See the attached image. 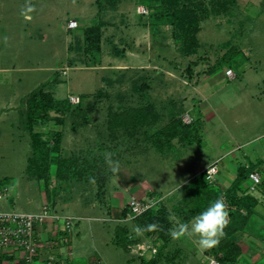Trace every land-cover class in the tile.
Here are the masks:
<instances>
[{"label": "rangeland", "instance_id": "rangeland-1", "mask_svg": "<svg viewBox=\"0 0 264 264\" xmlns=\"http://www.w3.org/2000/svg\"><path fill=\"white\" fill-rule=\"evenodd\" d=\"M221 1L160 0L167 12H200L198 47L184 54L178 49L174 24L153 13L152 0H32L36 11L30 20L20 15L25 0H0V186L12 188L9 196L0 197V211L40 212L43 196L39 183L44 181L53 211L89 216L73 217L72 229L66 233L61 228L53 231L55 220L51 218L43 223L48 238L62 244L60 251L54 252V264L61 259L66 264H139L140 255L134 245H129L130 251L135 252L130 255L109 240L114 222L94 217L116 213V207L98 203L97 184L89 182L95 174L92 155L100 148L101 140H108L103 124L108 105L117 108L136 104L137 100L142 104L149 102L158 114L159 126L174 114L182 119L185 111L193 117L184 142L176 135L157 145L151 137L150 141L125 134L116 141L118 147H113L112 152L113 159L120 162V171L136 175L145 188L148 183L156 188H150L151 194L148 191L131 196L121 189L125 196L121 207L135 197L151 203L154 199L156 202L151 205L158 206L169 189L181 183L183 186L191 174L203 169L225 148L236 149L235 136L263 131L264 99L257 95L258 88L264 85V0ZM139 5L147 12H139ZM70 19L77 21V26L68 28ZM99 20L105 22L100 27L99 49L88 51L85 28ZM126 67L130 68L128 73L119 72ZM227 67L232 68L234 78L226 76ZM145 81L148 87L133 88V82L139 85ZM41 84L61 101L75 95L88 103L94 92L104 90L89 112L91 124L73 129L68 110L52 107V119L61 117L65 122L49 121L37 126L48 146L54 143L51 130L62 131L61 152L69 159L90 149L91 159H86L87 170L83 171L88 174L86 178L83 174L65 180L55 176V167L49 164L47 178L39 181L30 168L31 135L24 127L22 115L28 95ZM208 108L215 111L210 118L206 116ZM111 176L112 186L124 188L116 174ZM215 181L211 182L213 186ZM101 185L105 198L112 186L109 182ZM161 204L170 207L172 203ZM182 238L187 257L176 264H203L199 257L209 262L208 258L214 256L198 245L195 253V248L188 249L186 236ZM54 248L57 246L53 251ZM43 263L35 258L32 264ZM255 264H264V253Z\"/></svg>", "mask_w": 264, "mask_h": 264}, {"label": "trees", "instance_id": "trees-1", "mask_svg": "<svg viewBox=\"0 0 264 264\" xmlns=\"http://www.w3.org/2000/svg\"><path fill=\"white\" fill-rule=\"evenodd\" d=\"M157 1H159L158 4ZM223 1L225 0L221 2ZM154 2L155 5H153ZM151 6L154 9L153 13H155L158 18L165 17L167 21L174 24L176 28V40H178V49L181 53H191L198 47L199 40L197 31L201 20L199 16L200 12L195 10L187 12L178 9H172V11L176 13L172 11L167 12L166 8L160 4V0H152ZM179 16L181 19L177 21ZM104 24L105 22L99 20L85 28V38L87 39L85 48L88 51L92 48L99 49L101 38L100 27ZM187 70H190V67H188ZM148 86L149 84L146 81L139 85L133 82V88L135 90L140 87ZM103 91L102 89H98L94 92L88 103H85L82 96H79V100L76 103H72L68 96L63 98L62 101L56 99L50 90L45 88L44 84L37 86L28 95L22 121L25 129L31 135L30 143L32 152L28 157L30 168L34 170V173H36L39 178L47 177L45 171H47L49 164L56 165L55 174L57 176L60 175V177H63L65 180L80 178L81 176L83 177V174H86L83 171L84 168L87 167L85 166L87 163L86 159H91L92 153L90 149H88L87 152L80 153V155L75 153L74 157L69 159L61 152L62 131L60 129L51 130L54 143L48 146V140L42 137L43 133L37 126L46 125L49 121H55L58 124L65 122L61 117H58L57 120L52 119L54 118L51 116L50 112L52 107L55 109L58 108V110H62V108L68 110V113L71 115L70 126H74L73 129L91 124L89 112L94 110L95 103L99 101L104 94ZM107 109L103 124L108 133V140H101L99 144L100 148H98L99 152H95L94 155H92L96 169L92 177L95 178L97 185L111 174L106 169L103 153L106 149L112 152L113 147L117 145L116 141L121 139L123 134L129 135V137L146 138L148 140H150L151 137L153 142L157 145L164 144L176 135L179 136L181 142H184L185 137L187 138L188 136V127L193 121L192 118L190 122H184L180 116L174 114L175 116L172 115L169 121L159 126L157 124L160 122V119L156 117L158 114L154 112L152 104L149 102L142 104L139 100L136 101V104H122L117 108L108 105ZM114 139L115 141L113 142ZM97 165H99V167ZM32 169H30V171L33 172ZM249 171V169L243 166L240 167L234 182L225 190L220 189L216 185L213 186V183L208 182L205 178V171H202L186 186L182 198L172 208H168L166 205L159 202L158 204L160 205L157 206V204H155L144 212L131 216L135 224L141 227L153 222H158L161 226L159 231H149L143 234L149 237L150 242L154 243L156 251L152 253L149 249L144 254H139L140 256H137L139 264H157L159 261L168 264H176L179 263V260L187 257L186 251L182 246L178 247L176 245H171L172 237L169 235V229L174 227V222L170 217L175 216L182 222H189L194 216L204 211L211 202L215 201L220 196H223L227 205L229 223L224 230L225 236L219 241V244L210 249H206V252L218 258L220 264H237L239 262L241 248L234 242L230 235L235 230L237 231L244 227L257 201V198L250 193L238 195V189L242 181L244 179H249ZM87 175L88 174L85 175V178ZM260 183H262L263 186L264 179ZM151 193L152 191H149L148 194ZM241 208H244L245 212H242ZM121 214L123 216H128L126 207L122 209ZM139 240L140 235L134 233L126 224L116 226L113 238L114 243L128 249L130 244H134ZM4 259L10 260L11 262H9V264H27L24 259H17L14 253L0 251V264H6ZM199 259H202L203 264H208V261L202 256L199 257Z\"/></svg>", "mask_w": 264, "mask_h": 264}, {"label": "crops", "instance_id": "crops-1", "mask_svg": "<svg viewBox=\"0 0 264 264\" xmlns=\"http://www.w3.org/2000/svg\"><path fill=\"white\" fill-rule=\"evenodd\" d=\"M0 68H3V67H0ZM129 69L130 68L126 67L125 69H123L119 72L124 73V71H126L128 73L127 70H129ZM134 73H137V70H134ZM258 89L260 92L257 96L259 98H261V100H262V99H264V88L260 89V87H259ZM214 115H215V111L213 109L208 108L206 111V116L208 118H210ZM136 139H138V138H136ZM233 141L236 142V149H234L233 147H227V148H225V150H223V152H221L216 158L213 159V160L218 159V174H217V178L215 181V185L222 190H225L228 186H230L234 182L237 171L242 166L246 169H249V170H257L261 174L262 180L264 179V129H263V131L256 132L254 134L244 133L240 138H239V136L238 137L235 136L233 138ZM117 147L118 146L116 145L115 148H117ZM98 152L99 151L97 150L96 153H98ZM93 155H94V153H93ZM213 160H210L209 163H211ZM207 165H204L203 169H200L199 172L191 174L187 178L188 180L185 183H183V186H182V183L179 184L180 185L179 189H176V188H178V185H176L174 187V189L173 188L169 189V191L167 192L168 194L166 196L163 194L164 197H162L161 202H166V201L171 202L172 204L168 208H172L174 205H176L179 202V200L182 198V196L185 192L186 186L190 182H192L200 172L204 171V168ZM52 166L55 167V171H56V165L52 164ZM97 166L99 167V165H97ZM108 171L111 174H109L108 177H106V179H103L100 182L101 184L109 182L111 185L110 179L112 178L111 175L113 173L110 170H108ZM30 172H32V171H30ZM95 172H96V169H95ZM116 175L118 176V182H120L124 188H122V187L116 188V186L111 185L112 190H111L109 196H106L105 198L104 197L102 198L103 191H101V190L103 187L101 184H99L100 186L96 185L97 187H96V191H95V194L97 195L96 198L98 200V203L101 204V206L107 205L108 208L110 206L116 207V213L111 214V216L109 215V213H107L106 215L103 213H99V214L94 216V217H97L98 219H100L104 222H108V221L114 222L113 228H112V233H111V236L109 238V240L111 242H113V238H114V234H115V228L117 225L126 224L129 228H131V230H132V227L134 225H136L135 222L133 221L132 217L123 216L121 214L124 206L121 207L120 205H122V199L125 198V196L123 195V191H121V189L127 191L129 194L128 196L135 195V193H138V194H144L145 192L147 193L148 191H151L150 188H152V189L154 188L156 190V188L154 186H151L149 183L145 184V185L149 186V187H147L149 189L145 188L143 185L140 184V182L137 179V176L133 175V173L125 174V173H122V171H120ZM55 176H57V175H55ZM114 177H115V175H114ZM40 180H41V178H39V181ZM248 180L249 179H247V180L244 179L242 181V183L238 189V195H242L243 193H250L252 196L257 198V201L253 207L254 210L249 215V218H248L246 224L244 225V227L242 229L237 230V231L235 230L230 235V237L234 240V242H236L241 248V252L239 255V262L237 264H255L256 262H258L260 260L262 254L264 253V184L262 186V183H259L255 190H249L250 181L247 182ZM262 180H261V182H262ZM132 181H134L135 185L133 184ZM141 182H143V181L141 180ZM44 184H46V182L44 183V181H40V183H39V189H40V192L43 196L42 204L44 202L48 201V198H49V196L47 194L48 191L46 190V188L44 189ZM132 185H134V186H132ZM176 190L178 192H177V195L175 196L174 193H176ZM3 192H4V194H3ZM0 193H1L0 197L3 195L9 196L12 193L11 186L10 185L9 186L8 185L7 186H0ZM98 194L101 195V198L98 196ZM49 201L51 202V206H53V201H52L51 197L49 198ZM94 204H95V202H94ZM232 206H234V205H232ZM241 211L245 212V209L241 208ZM57 213L62 214V215H66V216H70L72 218L74 217L76 219L82 218V217H86V218L89 217V216L85 215L86 213H84V214L79 213V215L78 214L76 215V216H80V217H75V215L67 214V213L66 214L60 213V212H57ZM90 218H91V216H90ZM44 226L42 225L40 227L39 232L41 233L43 238H47L48 234H47ZM52 226L54 228L53 231L58 230L62 226V221L61 220L55 221L52 224ZM233 235H235V236H233ZM186 238H187V243L190 244V245H187V246H189L188 249L195 248L194 250L196 253L197 252L196 250L198 249V247H197V243L195 241L197 238L196 237H188V236H186ZM182 241H183V238H179V239H173L172 238L171 239V245H178V246L181 245L183 247V249L187 252V249H186L187 247H184L185 243ZM149 242H150L149 237L144 236V235H140V240L135 242L134 244L136 247L137 243L145 245ZM180 242H182V244ZM114 244H116V243H114ZM134 244H132V245H134ZM193 245H196L197 248L194 247ZM54 249H55L54 252L60 251V248H54ZM124 249L128 253L132 252V251H130L131 250L130 247H128V249L127 248H124ZM68 250H71V248H68ZM46 251L47 250H45V249L42 250V254L37 258L38 261L44 262L45 255L47 253ZM132 253H135V252H132ZM136 253L139 254V251L137 250ZM129 254L131 255V253H129ZM131 258H134V257H131ZM4 261L6 264H9V262H11L10 260H7V259H4ZM81 262L83 263V261H81ZM69 264H72V261ZM74 264H81V263H80V261H78V262H74Z\"/></svg>", "mask_w": 264, "mask_h": 264}, {"label": "built area", "instance_id": "built-area-1", "mask_svg": "<svg viewBox=\"0 0 264 264\" xmlns=\"http://www.w3.org/2000/svg\"><path fill=\"white\" fill-rule=\"evenodd\" d=\"M137 10L140 12H147V8L144 6H137ZM66 26L68 28H73L77 26V21L68 20ZM225 74L228 78H234L235 73L231 67L225 69ZM69 100L71 102H77L79 96L70 95ZM192 116L189 111H185L182 114V120L184 122H190ZM218 174V160H214L205 169V178L208 182H214ZM250 180L249 190H255L258 184L261 182V174L257 170H250L248 173ZM1 194V193H0ZM4 194V192H3ZM153 199V198H151ZM149 201V202H148ZM142 200L141 198H132L131 201L125 206L127 208V215L129 217L137 215L144 212L150 208L152 203L148 199ZM48 218L55 221H62V226L60 227L63 232H69L72 229L73 218L66 215H61L52 210L51 202L46 201L42 204V210L37 213H17L14 211H0V251H6L14 253L16 258L24 259L27 264H32L35 258H38L42 254V250H47L45 255L44 264H54L55 254L53 247L59 248L62 246L58 239H49L48 237L44 239L42 245V235L39 232L40 227L44 222L48 221ZM64 242V238H62ZM135 247V244H134ZM136 248L139 254H144L149 249L153 253L156 251V246L153 242L147 244H136ZM71 252V250H69ZM209 264H220L219 261L211 256L208 258ZM59 264H66V262L61 259Z\"/></svg>", "mask_w": 264, "mask_h": 264}, {"label": "clouds", "instance_id": "clouds-1", "mask_svg": "<svg viewBox=\"0 0 264 264\" xmlns=\"http://www.w3.org/2000/svg\"><path fill=\"white\" fill-rule=\"evenodd\" d=\"M36 11V6L32 0H25L20 10V15L25 19H31V14ZM7 37L4 38L7 43ZM114 153L105 151L103 153L105 164L113 174H118L121 170L120 162L113 159ZM90 183H95V178L90 177ZM180 185L178 184V189ZM174 227L169 229V235L173 239L185 236L196 237V243L201 249H210L219 244L225 236V228L229 223V212L223 196L211 202L200 214L194 216L189 222H182L178 217L171 216ZM161 226L158 222L147 224L144 227L134 225L132 231L137 235H143L149 231H159Z\"/></svg>", "mask_w": 264, "mask_h": 264}]
</instances>
